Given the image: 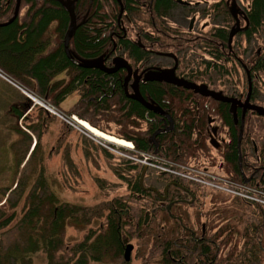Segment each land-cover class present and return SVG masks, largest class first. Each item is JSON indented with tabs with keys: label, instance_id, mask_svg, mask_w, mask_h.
I'll return each mask as SVG.
<instances>
[{
	"label": "trees",
	"instance_id": "obj_1",
	"mask_svg": "<svg viewBox=\"0 0 264 264\" xmlns=\"http://www.w3.org/2000/svg\"><path fill=\"white\" fill-rule=\"evenodd\" d=\"M71 1L76 20V27L70 40L72 55L78 60H91L111 52L116 42V39L113 41L115 37H111V34L117 32L116 19L119 6L116 0ZM142 1L145 9L139 7L137 0H121L125 12L135 25L147 23V26L155 30V32H136L148 39L140 42L144 45H153L151 49L155 53L162 51L174 53L175 45L176 47L179 45L175 39L178 30L170 25L164 26L161 20L170 17L172 10L177 6L176 0ZM14 4V0H0L1 21L8 20L9 13L14 10ZM20 4L26 9V20L28 19L31 23L28 26L23 23L18 25V21L14 20L11 24L0 27V70L12 80L22 82L16 78L20 76L25 82L21 85L25 90L57 108L68 96L76 94L78 101L67 110V116L76 115L79 119L88 121L90 125L104 132L109 131L100 126L98 122L118 126L119 129L114 135L131 141L136 152H153L155 148L149 136L156 129L157 122L154 116L147 113L138 102L125 98L121 77L119 79L117 75L109 76L98 69L78 68L66 57L62 44L69 24L66 10L54 0H21ZM6 10L8 12L4 15ZM209 10L214 11L213 14L215 13L217 18L222 17V19L211 18L212 22L221 24L224 21L226 23L228 17L230 25L233 24L231 30L237 25V21L233 19L222 1L213 5ZM183 11L185 14L191 12L187 6L183 8ZM203 13L206 14L208 11L203 9ZM249 15L251 36L255 35L256 28L264 27V0H251ZM140 25L139 28L142 29ZM211 27L217 28L212 25ZM146 33L152 34L154 39L151 41L150 37L145 35ZM116 35L117 38L120 37L116 42V47L122 53H126L129 59H138V56L148 54L143 53L136 42L132 43L129 35L124 36L122 31L117 32ZM53 36L55 43L51 47ZM210 37L208 42L201 45L185 44L182 48L183 54L189 53L195 56L202 53V48L206 51L207 49L214 50L213 47L217 48V36L210 34ZM221 38H226V36H221ZM47 45L49 51L42 55ZM153 51L150 54L155 55ZM231 52H233L232 49ZM237 52L238 50L236 54ZM212 53L220 54L221 59L225 54L220 49L210 54ZM199 62L195 64L198 65ZM201 68L193 69L204 73L207 81L214 84L212 86L214 89L226 91V88L218 81L220 78L214 76V71L210 73L207 70L210 67ZM220 68L222 67H215L218 70ZM262 68H264V63ZM61 74H65L67 78L58 79ZM29 78L35 83L27 84ZM259 85L256 87L259 88ZM141 93L145 97L151 95L157 102L162 103V107H170L176 114L178 113L180 120L176 119V121L182 123L179 128L182 134L179 136L177 145L179 144L182 150L185 147L191 148L192 128L195 123L192 111L195 108L192 106L193 101H190V97L194 95L182 88L174 89L159 84L149 85ZM24 105V110H26L31 104L27 102ZM183 105L185 106L182 107ZM219 105L226 106L225 104ZM97 107L104 110L106 114L109 113L108 118L93 121L92 114ZM114 110L117 112L116 115L112 114ZM22 114V112H16L18 117ZM145 123L148 125L147 128L144 127ZM188 142L189 145L185 146ZM37 143L39 144L40 140L36 142V146ZM172 147L173 150L177 148L174 143ZM127 154L133 156L132 153ZM32 155L23 167L27 169L31 163L36 164L34 168L36 177L32 180L33 185L28 188V191L25 192V188L30 178L25 181L19 180L0 192V202L8 194L4 204L0 206V264H29L31 261L29 256L38 253L45 256L47 264H88L90 262L127 264L123 260V237L128 238L127 242L131 243L133 248L135 245L137 257L146 254L143 261L146 264H153V259L159 257L156 254L157 245L160 244L157 236L161 234L158 225L161 223L159 222L165 221L167 233L172 238L175 236L176 223L169 217L158 213L157 200L152 199L151 193H143L140 190L138 180L142 167L130 158L117 157L118 168L113 169V174L124 183L123 186L129 194L105 199L106 195L109 197V192H115V189L119 188L110 184V189L106 187L104 181L100 180L96 182V186L104 197L92 206H83L60 202L56 194L51 191L52 184L55 185L54 180L50 181L44 176V158L39 155L38 158L33 157L32 159ZM105 156L108 160L113 161L114 159L110 154H105ZM231 157H236L234 150H231ZM21 162L16 164L17 168L22 164ZM139 195L148 198L146 205ZM234 198L236 199L237 196L235 195ZM19 205L21 206L19 213L21 217L14 223L18 216L15 209ZM152 209L157 211L151 215V220L155 224L143 226L142 218L145 211ZM124 211H127L128 216L122 214ZM68 227L79 231L86 230V232L79 241L69 243L65 238ZM9 239L12 240V245L7 242ZM135 240L137 242L134 243ZM168 245L170 248L171 244ZM163 255L165 256L164 261H161V256L159 257L160 264H174L165 253ZM172 256L175 258L174 254Z\"/></svg>",
	"mask_w": 264,
	"mask_h": 264
},
{
	"label": "flooded vegetation",
	"instance_id": "obj_2",
	"mask_svg": "<svg viewBox=\"0 0 264 264\" xmlns=\"http://www.w3.org/2000/svg\"><path fill=\"white\" fill-rule=\"evenodd\" d=\"M208 3V0H197L195 4H191L189 10L194 13L186 26H182L181 21L176 18V29H182L176 35L175 39L179 45L178 47L175 45L174 53L166 51L155 53L151 49L153 45L142 43L143 48L140 50L148 54L142 57L138 56V59H129L126 53L123 55L116 53L117 43H114L115 48L111 52L105 53L106 55L102 58L104 66L111 69L105 74L117 75L119 79L121 77L123 94L129 101H135L129 98L133 94L136 84L137 92L141 97L165 111L172 121L148 112L138 102L147 113L154 116L157 122L154 132L169 129V132L158 135L159 140L158 137L156 138L159 152L150 153L158 158L163 157L165 162L173 165L168 172H160L158 176L154 175V179L157 178L158 183L154 182L150 185L158 191V194H152V199L157 200L158 203L156 208L158 213L169 217L176 223V234L173 238L165 229V221L158 224L161 234L157 236L160 244L157 245L156 254L161 256V261H164L163 254L165 253L174 264H264V207L241 199L242 188L245 189L246 185L264 190V134L261 123H259V120L262 121L264 118L253 116L251 111L242 107L247 97L250 104L264 107L263 103L257 101L258 96L260 94L263 96L264 92L256 87L264 81V68H262L264 48L260 46V33L264 27L256 28L255 35L250 36V0L247 4L244 3L242 8L240 7L242 14L238 17L239 28L231 30L233 24L230 25L227 17L226 23L218 22L213 25L217 26L214 29L210 22L211 18L216 16L215 13L213 14L214 11L209 10L213 7L212 3ZM203 9H206L208 13L204 14ZM7 12L6 10L3 14L5 15ZM173 14H171L172 17H174ZM216 19H222V17H216ZM126 22L125 19L117 21L116 31H122ZM117 32L111 34L116 37V42L120 38L119 36L117 38ZM231 33H234L232 40ZM210 34L217 36V48L213 47V49L223 50L225 52L223 59L220 54H210L212 51L214 52L212 49L206 51L202 48V53L195 56L189 53L183 54L182 48L185 44L201 45L210 40ZM145 35L150 37L151 41L154 39L150 33ZM221 36H226V38H221ZM134 38L141 41L148 40L138 33H134ZM132 43H134L133 40ZM151 51L155 55L150 54ZM115 56L124 57L127 60V66L132 68L126 86H124V81L127 80L129 71L127 68L114 69L117 66ZM174 58L176 59L174 60ZM144 59L148 60L144 61ZM198 61H200L199 64L193 66ZM200 66L210 67L207 70L210 73L214 71V76L220 78L218 81L226 88V91L214 89L212 87L214 84L207 81V76L203 75L204 73L196 72L197 70L193 69V67L201 68ZM220 66L223 69H215ZM171 69L174 70L175 78L184 79L197 85H206L209 90L214 89L213 91L221 92L224 97L237 102L232 110L230 103L201 98L193 94L194 98L190 97V101H193L192 106L195 108L192 111V116L195 119L192 128V146L191 148L185 147L183 150L179 144L177 145L179 136L182 134L179 130L182 123L176 121V119L180 120L178 113L176 114L170 107H162V103L157 102L151 95L145 97L141 93L145 87L152 84L181 89L166 82L142 83L143 72L146 70L167 71ZM248 91L250 92L248 93ZM219 104L226 106L221 107ZM112 112L114 115L117 113L115 110ZM108 116L109 113L106 114L104 110L97 107L92 114V120L98 121L108 118ZM254 118L258 121L255 122ZM79 121H84L92 127L86 120ZM144 127H148L147 123L144 124ZM83 130L87 132L85 129ZM111 137L127 142L115 136ZM173 143L175 148L177 147L175 150L172 147ZM188 145L189 142L185 146ZM231 150H234L235 158L231 157ZM121 154L124 155V153ZM41 156L43 157L42 154ZM143 168L151 170L147 167ZM147 175L149 176L150 172ZM148 184L146 185L148 186ZM139 197L143 198L142 195ZM147 201L148 198H143L145 205ZM150 211L146 227L155 224L151 220V215L157 211L155 212V209ZM144 222L145 217L143 218ZM127 240L128 238L123 237V241ZM136 240L138 239L136 238ZM136 240L134 242H137ZM168 244H171L170 248H168ZM124 248L123 244V254ZM133 253H135V245ZM132 255L130 263L134 259ZM145 255L136 256V261L146 264L143 261ZM159 257L153 259V264H160Z\"/></svg>",
	"mask_w": 264,
	"mask_h": 264
},
{
	"label": "rangeland",
	"instance_id": "obj_3",
	"mask_svg": "<svg viewBox=\"0 0 264 264\" xmlns=\"http://www.w3.org/2000/svg\"><path fill=\"white\" fill-rule=\"evenodd\" d=\"M194 1L195 0L189 2ZM182 12L183 10L178 8L176 10L174 9L172 13H174V18H178V21H181L182 26H186L190 18H186ZM182 21H184V23H182ZM263 33L264 29L260 33L262 45H264ZM6 76L8 75L6 74ZM6 76L4 77L5 84L12 89L16 87L14 84L20 87L22 83H25L20 76H16V78L20 79L22 82L12 80L8 78L9 76ZM27 82V84L35 83L31 82L30 78ZM260 85L259 90L264 92V81ZM17 89L20 90L18 87ZM14 90L15 88L13 91ZM0 92H3L1 84ZM70 98H73V100ZM76 100L75 95L74 97H69V101H66V103L59 106V108L61 111H66ZM257 101L264 104V95L262 96L260 94ZM22 105L23 102L19 99L11 101L0 96V192L13 185V183L15 184L19 180L25 181L28 178L31 180H28V186L25 188V192L33 185L32 180L36 177V173L34 172L36 164L31 163L27 169H23V166L28 160L24 155L28 150V145L32 143L30 142L32 139L19 132L21 130L20 128L27 130L26 127H28L33 139L36 140L38 136L40 140V143H37V146L32 148L34 151L32 153L34 154L32 155L30 152L32 159L33 157L38 158L41 154L43 155L45 166L44 176L50 181L54 180L55 185L52 184L51 191L56 194L60 202L83 206H92L100 202L102 197H104V194L100 193L96 186V182L100 180L104 181L106 187L110 189V184H114L115 188H119V190L115 189V192H109V197L106 195L105 199L129 194L125 186H123L124 183L113 174V169L118 168V161L116 158H119L114 149L119 146L114 144L110 145L111 143L100 140L89 132H85L77 123H71V120L66 119L65 122L63 119L53 115L47 117L39 110V106L35 111H32V113L27 116L25 115L26 119L21 123L20 120H18L16 112H22ZM113 108L112 106V109ZM254 120L255 122L258 121V119L256 120L255 118ZM43 121L45 122L44 124ZM69 122L70 124H68ZM259 123H261L264 134V121L259 120ZM98 124L109 131H102L103 133H107L111 136H115V132L119 129L118 126L113 124H104L102 122H98ZM105 154H110V156L114 157L113 161L112 159H106ZM20 160L25 162H21L22 164L24 163L23 166L21 167V164L18 165L17 168L16 164H18ZM154 175V169H151L150 175L145 178L144 183L152 185L155 182L157 184L158 180L157 178L154 179ZM12 201L14 202V198ZM1 205L2 203L0 206ZM20 208L21 206L19 205L15 209L16 215L18 216H16L14 223L21 217L19 214ZM85 232L86 230L79 231L72 227H68L66 229L65 238L69 243H73L79 241ZM17 238H19V235H17ZM7 242L12 245V240L9 239ZM135 256L136 254L133 253L132 257H134V259L129 264H140L139 261H136ZM29 257L31 258L29 264H47L45 256L42 253L30 255ZM88 264L97 263L90 262Z\"/></svg>",
	"mask_w": 264,
	"mask_h": 264
},
{
	"label": "water",
	"instance_id": "obj_4",
	"mask_svg": "<svg viewBox=\"0 0 264 264\" xmlns=\"http://www.w3.org/2000/svg\"><path fill=\"white\" fill-rule=\"evenodd\" d=\"M57 1L60 2L62 4V6H64L66 8V10H67V12L69 14V18H70L69 28H68V31H67V33H66V35L64 37V40H63V49H64V53H65L66 57L68 58V60L72 64H74L75 66H77L79 68H83V69H85V68L100 69L103 72L107 73L111 69L106 70L103 67L102 63L99 62V61L94 60V61H90V62H80L79 60L75 59L72 56V54L69 51L68 47H69L70 39H71V37L73 35V32L75 30V27H76V20H75L74 11H73V4L70 3V2L65 3L63 0H57ZM16 17H17V11L15 13L14 19ZM117 68H127L129 73L131 71V69L127 66L126 61H124L123 59H120V58H117V66L114 69H117ZM146 81L166 82L168 84L175 85L177 87H182V88L187 89V90H193L195 93H198V94H200L203 97H210V98H212L215 101L232 104L231 105V109L232 110H234V107L237 104V102L235 100L226 98V97L222 96L221 93H216V92H213V91H209L207 89V87L204 86V85L197 86V85H194L192 83H188V82H186L184 80H179V79L175 78L173 69L167 70V71H161V72L160 71L147 72L145 74V77H144V80L142 81V83H145ZM126 83H127V80L125 82V85H126ZM133 90H134V95L130 97L131 99L139 102L143 107H145L149 111H151V112H153L155 114H158V115H160L162 117H165L170 122H172L171 119L169 118V116L162 109L150 105L149 103H147L140 96V94L137 92V85L136 84L134 85ZM248 100H249V98H247V100L245 101L244 105L242 104L243 109H247V110L253 111L257 115L264 117V108L259 107V106H252V105L249 104ZM168 131H169V129H167V130H165L163 132H159L158 131L151 137V139L153 140V143L155 145V153L157 152V146H156V143L154 141L155 136H157L160 133H166ZM145 171H146V169H143L142 172H141V176H140V179H139L140 188L143 191H153L154 193H157V191L154 188H147L148 189L147 190V189H145L143 187V178H144ZM125 242L126 241H124V243ZM132 249H133L132 245H127L125 247L124 254H123V258H124L125 262H129L130 254L132 252Z\"/></svg>",
	"mask_w": 264,
	"mask_h": 264
},
{
	"label": "bare ground",
	"instance_id": "obj_5",
	"mask_svg": "<svg viewBox=\"0 0 264 264\" xmlns=\"http://www.w3.org/2000/svg\"><path fill=\"white\" fill-rule=\"evenodd\" d=\"M77 124L85 129L87 132H89L91 135L99 138L100 140L106 141L108 143L114 144V145H118V146H122V147H126L128 148L129 145L127 142L121 141V140H117L111 136H108L106 134H103L102 132H99L98 130L92 128L91 126H89L87 123H85L84 121H79L77 120ZM159 158L153 156L150 153H146L143 155V157H141L138 161L140 163V165L142 167H147L150 169H154V170H159L161 165L159 163H157V160Z\"/></svg>",
	"mask_w": 264,
	"mask_h": 264
},
{
	"label": "crops",
	"instance_id": "obj_6",
	"mask_svg": "<svg viewBox=\"0 0 264 264\" xmlns=\"http://www.w3.org/2000/svg\"><path fill=\"white\" fill-rule=\"evenodd\" d=\"M25 13L26 12H22L19 14V16L17 17V21H18V25H21L22 23L25 24L26 26L30 25L31 21H29L28 19L26 20L25 18ZM7 21H2V23L0 24V27H5L9 24H11L12 22L10 23H6ZM55 43V37L53 36L52 38V44H51V47H53V44ZM43 49V48H42ZM49 51V47L47 45V48L45 50H43V54L42 55H45L47 54ZM9 74V73H8ZM0 84L2 86V90L3 92H0V96L4 97V98H7L11 101H16L17 99H19L20 101H22V98L20 96V94L18 92H14L12 88L8 87L7 84H5V81H3L2 79H0ZM17 97V99H16Z\"/></svg>",
	"mask_w": 264,
	"mask_h": 264
},
{
	"label": "built area",
	"instance_id": "obj_7",
	"mask_svg": "<svg viewBox=\"0 0 264 264\" xmlns=\"http://www.w3.org/2000/svg\"><path fill=\"white\" fill-rule=\"evenodd\" d=\"M244 194H245L244 197H245V198H248V199H250V200H253V198H254V196H255V195H253L254 192H253L252 190H249V189H245Z\"/></svg>",
	"mask_w": 264,
	"mask_h": 264
}]
</instances>
